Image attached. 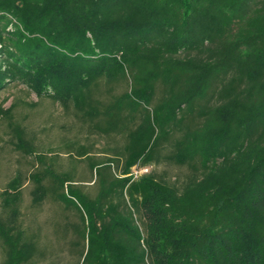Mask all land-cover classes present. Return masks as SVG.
I'll return each instance as SVG.
<instances>
[{
    "label": "trees",
    "instance_id": "1",
    "mask_svg": "<svg viewBox=\"0 0 264 264\" xmlns=\"http://www.w3.org/2000/svg\"><path fill=\"white\" fill-rule=\"evenodd\" d=\"M12 85L106 143L66 142L65 165L0 101L32 166L0 193V264H59L50 236L68 264H264V0H0Z\"/></svg>",
    "mask_w": 264,
    "mask_h": 264
},
{
    "label": "rangeland",
    "instance_id": "2",
    "mask_svg": "<svg viewBox=\"0 0 264 264\" xmlns=\"http://www.w3.org/2000/svg\"><path fill=\"white\" fill-rule=\"evenodd\" d=\"M24 100L26 105H20L17 113L27 116L25 124L36 136V143L41 149L45 151L52 150L51 153H58L61 155V161L65 165H69L70 159L67 156V150L64 147L66 142L79 141L82 144L93 143L97 145L98 149L105 147L106 140L96 135H91L82 126L76 122L71 116H67L62 106L56 104L50 98L39 99L35 94H31L23 85H12L9 89L4 91L0 96V101L8 100L5 107H9L12 101ZM27 104H35L34 106ZM2 132L0 130V137ZM3 146V147H2ZM96 151L97 153L100 151ZM21 153L13 150L11 146L0 141V193L6 188L10 180L15 176L18 170L27 173L32 169V166ZM80 172L86 168L85 164H80ZM82 170V171H81ZM159 173H167L172 180L177 176H184L188 171L186 169L177 168L174 166L162 165L155 169ZM31 183L27 184L23 192V205L29 208L31 202L30 190ZM1 201V199H0ZM30 211V210H29ZM53 208L52 205L46 204L42 211L39 212L37 223L43 225L45 231L50 229L47 225L52 219ZM50 242L55 246V253L53 257H48V260L53 259L59 264L66 263L70 260L69 252L63 249V242L50 236ZM47 260V261H48Z\"/></svg>",
    "mask_w": 264,
    "mask_h": 264
},
{
    "label": "built area",
    "instance_id": "3",
    "mask_svg": "<svg viewBox=\"0 0 264 264\" xmlns=\"http://www.w3.org/2000/svg\"><path fill=\"white\" fill-rule=\"evenodd\" d=\"M150 172H151V168L149 166H141V167L133 168L131 175L134 178H139V177H141L145 174H148Z\"/></svg>",
    "mask_w": 264,
    "mask_h": 264
}]
</instances>
